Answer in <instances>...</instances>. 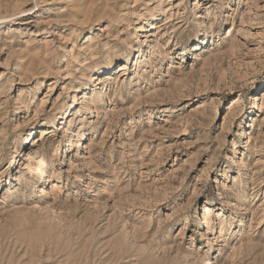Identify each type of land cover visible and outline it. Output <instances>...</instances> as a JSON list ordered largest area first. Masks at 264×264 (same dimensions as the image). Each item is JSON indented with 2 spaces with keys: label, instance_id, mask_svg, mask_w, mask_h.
<instances>
[{
  "label": "rangeland",
  "instance_id": "obj_1",
  "mask_svg": "<svg viewBox=\"0 0 264 264\" xmlns=\"http://www.w3.org/2000/svg\"><path fill=\"white\" fill-rule=\"evenodd\" d=\"M0 264H264V0H0Z\"/></svg>",
  "mask_w": 264,
  "mask_h": 264
},
{
  "label": "bare ground",
  "instance_id": "obj_2",
  "mask_svg": "<svg viewBox=\"0 0 264 264\" xmlns=\"http://www.w3.org/2000/svg\"><path fill=\"white\" fill-rule=\"evenodd\" d=\"M153 26V22L151 23V25H150V27H152ZM109 65V64H108ZM124 67V66H123ZM123 67H121V69L123 68ZM104 67H102V68H100V69H103ZM83 97H86V94H84L83 95ZM85 99V98H84ZM254 98H252V100H253ZM236 100H240V99H236ZM235 100V101H236ZM70 106H72V104H70L69 105V107ZM70 112H71V109L70 110H68V108H66V110L65 111H63L61 114H58L59 115V119H63V118H67L68 117V115L70 114ZM60 126V125H59ZM28 137V136H27ZM30 140H32V139H30ZM71 142H73V138L70 140V142L69 143H71ZM69 143L67 142L66 144L67 145H69ZM18 149H20V147L18 148ZM23 150H24V148H21L19 151L17 150V152H18V154L15 156V158L13 159V164H15L16 163V161H17V157L19 156V155H21L22 154V152H23ZM67 150H69V148H67L66 149V151ZM26 153V152H25ZM24 153V154H25ZM23 155V154H22ZM40 159V158H39ZM18 162V161H17ZM206 208H208V207H206Z\"/></svg>",
  "mask_w": 264,
  "mask_h": 264
}]
</instances>
